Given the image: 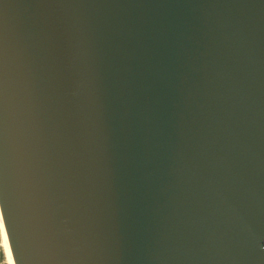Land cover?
<instances>
[{
  "label": "water",
  "instance_id": "95a60500",
  "mask_svg": "<svg viewBox=\"0 0 264 264\" xmlns=\"http://www.w3.org/2000/svg\"><path fill=\"white\" fill-rule=\"evenodd\" d=\"M0 210L14 264H264V0H0Z\"/></svg>",
  "mask_w": 264,
  "mask_h": 264
},
{
  "label": "bare ground",
  "instance_id": "6f19581e",
  "mask_svg": "<svg viewBox=\"0 0 264 264\" xmlns=\"http://www.w3.org/2000/svg\"><path fill=\"white\" fill-rule=\"evenodd\" d=\"M0 233H1V239H2V242H3V245H4V249H5V252H6V256H7V259H8V263L9 264H14L13 260H12L11 253H10V249H9V246H8V241H7V237H6V233H5V229H4V225H3V221H2L1 210H0Z\"/></svg>",
  "mask_w": 264,
  "mask_h": 264
},
{
  "label": "rangeland",
  "instance_id": "374dc122",
  "mask_svg": "<svg viewBox=\"0 0 264 264\" xmlns=\"http://www.w3.org/2000/svg\"><path fill=\"white\" fill-rule=\"evenodd\" d=\"M1 263L2 264H9L7 256H6V252H5V249H4L3 242H2V252H1Z\"/></svg>",
  "mask_w": 264,
  "mask_h": 264
},
{
  "label": "built area",
  "instance_id": "2783aa9c",
  "mask_svg": "<svg viewBox=\"0 0 264 264\" xmlns=\"http://www.w3.org/2000/svg\"><path fill=\"white\" fill-rule=\"evenodd\" d=\"M1 252H2V239H1V233H0V264L1 263Z\"/></svg>",
  "mask_w": 264,
  "mask_h": 264
}]
</instances>
